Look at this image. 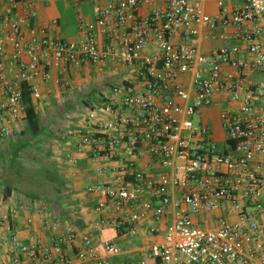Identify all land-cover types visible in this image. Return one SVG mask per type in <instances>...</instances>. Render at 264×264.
<instances>
[{"label":"built area","instance_id":"obj_1","mask_svg":"<svg viewBox=\"0 0 264 264\" xmlns=\"http://www.w3.org/2000/svg\"><path fill=\"white\" fill-rule=\"evenodd\" d=\"M40 1L0 0V140L22 134L25 90L41 99L53 70L126 67L130 78L89 109L79 132L100 174L87 191L124 214L91 228L136 236L149 224L157 235L170 217L163 239L132 264H264L263 91L249 79L264 73V0H239L232 10L224 0H104L94 19L80 18L75 39L52 34L59 17L38 21ZM209 2L219 14L207 12ZM207 38L237 43L206 53ZM223 99L234 144L220 151L206 121L194 117ZM19 216L13 207L0 217V242L18 250L0 264H110L106 255L123 253L114 238L98 245L58 221H50L52 245L25 242L13 223Z\"/></svg>","mask_w":264,"mask_h":264},{"label":"crops","instance_id":"obj_2","mask_svg":"<svg viewBox=\"0 0 264 264\" xmlns=\"http://www.w3.org/2000/svg\"><path fill=\"white\" fill-rule=\"evenodd\" d=\"M94 1L98 3L103 2L104 0ZM224 2L228 9L232 10V8L239 2V0H224ZM206 10L208 13L216 15L219 14L220 7L216 2H209L206 4ZM56 17H59L60 25L58 29L52 28V34L56 36H62L67 39H75L76 36H68L64 34L62 29L60 30L62 19L58 14L56 0H41L38 5V21L42 24H49L51 20ZM88 19H94V15L92 18L90 17ZM100 39L102 40L101 37ZM176 40H178V38H176ZM205 41H213L215 43L213 45H204ZM236 43L237 41L234 39L216 40L207 38L202 41V50L207 53L223 46H233ZM104 67H109V69L115 67L116 71L118 72H121L123 70V68L119 69L118 66H115L113 64H86L80 69H73L68 73H62L61 71L55 69L52 71L51 79L46 84L43 93L45 92L46 95L50 93V98L59 97V99L63 98L66 101L69 100L68 102L80 100L86 104L88 109L94 108L96 104H99L95 103V87H93L92 85V83L95 84V70L102 72ZM251 75L252 73H250L249 76L250 81L258 82L257 80H253L252 78H250ZM128 78L130 77H126L124 79ZM61 87L64 92L65 89L67 90L65 92V95L59 93V89H61ZM111 87L110 89L106 90V92L104 91L102 93V100L100 99L101 102L104 100V95L111 90ZM35 101L37 100L35 99ZM221 101L222 103L220 105L215 106H227V102L225 99ZM257 102L259 109L264 110V96ZM76 125V130L73 132L70 138L64 140V137H61L60 133V137L59 139H57V145L54 146L57 151L62 153V156H60L58 161L60 162L59 165L61 167L62 173L68 180V185L63 196L66 199H75V202L70 203V207L68 209H65L68 211L63 212L67 213V218L63 220L64 222H61V224L63 226L76 225L82 233L90 232V235L93 237V239H95L98 245H100V243L106 238H114L118 241L119 244L120 242L124 243V246H122L123 253L118 256L106 255L101 249V254L107 256L110 264H132L134 262H138L142 258L144 250L149 246L151 242L160 241L163 239L164 234L171 222V218L168 217L164 221L158 223L160 232L157 235H150L148 233V229L150 227L149 224L144 225L140 233L136 236H131L126 233L122 234L110 227L103 228L102 230H93L91 227L93 223H95L99 218H113L116 216L123 217L124 214L123 210H115L112 203L108 201L105 196L99 193H89L87 191L88 186L91 183L95 182V180L100 177V174L95 171L96 164L92 158V151L90 150V147L81 144L79 132L86 126L85 118H83L82 120H77ZM23 130L21 132L22 134H18L15 138L4 141L0 140V145L4 144L11 149L10 145L12 144V141L21 138V136L23 135ZM2 152L3 151H1V153ZM1 153L0 165L3 162ZM69 157L73 158L75 161L70 162ZM0 173H2V168H0ZM0 180L2 182L1 178ZM16 192L20 193L17 190H12L11 194L6 197V189L3 193H1L0 191V217L2 216V213L10 212L11 208L13 207L19 209V219L13 220V223L18 227L20 235L25 240V242H30L32 239H37L42 241L44 245H52V240L54 237H57V235L55 231L48 229L43 222L41 223V219L39 216H41V212L44 210H39L37 204L38 201L41 200H35L34 202H32L34 206L29 202L27 209L23 210V206H19L17 204V200H15ZM103 204L105 205V207L99 209V207ZM78 220H81L79 225H77ZM4 232V227L0 226V234ZM16 250L17 249H15L12 245L0 242V258L5 262H8L15 255V253H18V250L17 252ZM69 253L72 257L76 256L75 249L70 250Z\"/></svg>","mask_w":264,"mask_h":264},{"label":"rangeland","instance_id":"obj_3","mask_svg":"<svg viewBox=\"0 0 264 264\" xmlns=\"http://www.w3.org/2000/svg\"><path fill=\"white\" fill-rule=\"evenodd\" d=\"M96 4L97 3L94 0H87L82 2L77 0H56L58 14L62 19L60 30L62 29L64 34L68 36H77L80 18H92L94 15V7L96 6ZM214 43L215 42L213 41H205L204 45H213ZM122 68L123 70L121 72L116 71L115 67L112 69H109V67H104L102 72L95 70V84L92 83L93 87H95V103L101 102L102 93L110 89L112 85L122 81L125 76L130 77L129 73L125 69L126 67ZM250 78H252L253 80H257L260 83L263 93L259 99H262V97L264 96V73L260 71H254ZM66 91L67 90L65 89V92ZM65 92L63 91L62 87L61 89H59V93L65 95ZM49 95L50 93L46 95L44 92L42 98L38 99L36 102L37 108L41 113L42 122L46 126V129H51V133L46 136V138L42 137V141L36 144V146L29 148V150H25L26 153L43 157L42 160L36 159L34 161V163L36 162L39 166H42V164L49 165L50 162L54 163L60 158V156H62V153L54 148V146L57 145L56 143L57 139H59L60 137V133L61 137H64V140L70 138L73 132L76 130L75 128L77 127V120H82L83 118H85L89 111L86 104L80 100L68 102L69 100L66 101L63 98H60V100L59 97L50 98ZM224 108L225 106H211L208 108H204L201 109L199 113L194 117V121L196 124L200 123L202 119L206 121V123L212 130L213 140L217 144L220 151H223L225 149L228 139V134L224 128L222 120V110ZM47 131L49 132L50 130ZM22 138H24L23 135L21 136V139ZM9 149L10 148H8L4 144L0 145V153L1 151L7 153ZM28 158L29 155L24 157V159ZM1 167L2 166L0 165V168ZM58 170L61 174H63L60 167H58ZM4 190L5 185L0 180L1 193H3ZM15 196L17 204L19 206H23V210L27 209L29 202L33 205V203L26 195H24V193L16 192ZM74 200L75 199L73 198H63L58 203L38 201V209L44 210L41 212V216H39L41 219V223L43 222L48 229L53 230L50 226V221H58L60 223L64 222L63 220L67 218V213L63 212L68 211L65 209H68L70 207L69 204L74 203ZM120 244L121 247L124 246V243L120 242Z\"/></svg>","mask_w":264,"mask_h":264},{"label":"trees","instance_id":"obj_4","mask_svg":"<svg viewBox=\"0 0 264 264\" xmlns=\"http://www.w3.org/2000/svg\"><path fill=\"white\" fill-rule=\"evenodd\" d=\"M24 100L27 115L23 130L24 138L12 141L11 149L7 153H1L3 162L0 178L5 185L6 197L12 190H17L24 193L31 202L41 200L58 203L64 198L68 180L58 170L60 167L58 160L50 162L49 165L39 166L34 161L42 160L43 157L25 152L40 143L42 137L46 138L51 130L49 132L46 130L36 101L28 89L25 90ZM228 144H234V141L229 139ZM26 154L29 155L28 159H24Z\"/></svg>","mask_w":264,"mask_h":264},{"label":"water","instance_id":"obj_5","mask_svg":"<svg viewBox=\"0 0 264 264\" xmlns=\"http://www.w3.org/2000/svg\"><path fill=\"white\" fill-rule=\"evenodd\" d=\"M80 222H81V220H78V221H77V225H79V224H80Z\"/></svg>","mask_w":264,"mask_h":264}]
</instances>
